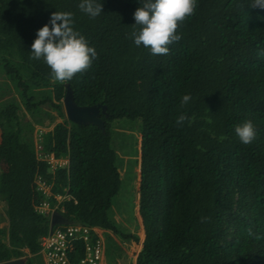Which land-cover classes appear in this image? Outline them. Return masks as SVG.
<instances>
[{
    "label": "trees",
    "instance_id": "16d2710c",
    "mask_svg": "<svg viewBox=\"0 0 264 264\" xmlns=\"http://www.w3.org/2000/svg\"><path fill=\"white\" fill-rule=\"evenodd\" d=\"M99 2L103 12L90 18L80 0H0V67L16 80L27 112L51 104L63 121L44 134L41 152L69 159L51 173L20 139L19 108L0 111V153L14 152L28 179L19 192L28 216L16 209L10 244L0 230V263L24 257V249L39 253L50 231L49 216L35 210L38 175L54 195L77 201L59 211L70 222L140 244L110 219L123 184L111 123L128 119L138 120L142 134L145 240L136 264H264V8L253 0H197L194 14L179 22L182 39L153 55L130 38L141 0ZM55 11L72 12L74 28L97 52L71 80L53 79L43 58L30 53L37 29ZM67 85L78 105L107 107L105 132L67 119ZM185 94L191 100L182 104ZM181 114L188 119L178 124ZM247 120L257 136L243 144L234 128Z\"/></svg>",
    "mask_w": 264,
    "mask_h": 264
},
{
    "label": "clouds",
    "instance_id": "9594fccd",
    "mask_svg": "<svg viewBox=\"0 0 264 264\" xmlns=\"http://www.w3.org/2000/svg\"><path fill=\"white\" fill-rule=\"evenodd\" d=\"M252 6L264 8V0H253ZM197 0H141V5L133 13L134 30L130 34L136 46L143 45L153 55L169 52L168 45L180 41L177 32L179 22L194 14ZM79 8L90 18L103 12L99 0H80ZM32 58L43 61L50 67L52 78L58 81L71 80L77 73L87 70L96 58L97 52L88 40L74 28L73 13L68 11L52 12L49 20L37 29L31 44ZM264 55V50L261 51ZM191 100L189 94L182 97L181 103ZM188 119L186 114L177 118L180 124ZM235 134L243 144L252 143L257 131L251 120L238 124Z\"/></svg>",
    "mask_w": 264,
    "mask_h": 264
},
{
    "label": "rangeland",
    "instance_id": "374dc122",
    "mask_svg": "<svg viewBox=\"0 0 264 264\" xmlns=\"http://www.w3.org/2000/svg\"><path fill=\"white\" fill-rule=\"evenodd\" d=\"M49 107L50 111H53L52 106L50 105ZM34 113L25 114L22 118L25 121L27 118L34 116ZM41 115V127L44 131H47L46 129L54 123V118H48L45 114ZM54 115L56 118L58 114L54 111ZM111 135L112 145L118 154V164L123 179L120 194L115 198V212L112 215V219L114 220L117 216L116 222H121L126 227H129L141 239L144 232L142 230L143 225L140 223L141 217L139 214L142 149L141 124L138 123V120H116L111 123ZM38 136L39 132H37L36 137ZM5 166L4 176L6 184L9 185V194H11L10 196L8 195V198L6 197L0 200V214H2L0 223L9 222V219L13 218L16 209L20 211L22 219L28 216V207L25 201L22 202L19 198L20 190H26L28 179L14 159L8 160ZM4 200L6 201L4 202ZM132 249V247L128 248L130 252H133ZM136 249V251H139L138 248Z\"/></svg>",
    "mask_w": 264,
    "mask_h": 264
},
{
    "label": "crops",
    "instance_id": "0c3cea01",
    "mask_svg": "<svg viewBox=\"0 0 264 264\" xmlns=\"http://www.w3.org/2000/svg\"><path fill=\"white\" fill-rule=\"evenodd\" d=\"M10 105H16L19 108V115H20L21 127H22V132L20 135L21 141L26 143L27 145H29L31 150L40 159L39 156L42 155V152H41V150L39 151L38 146L40 143H42V140L39 142V138L36 137L37 132H39V134H40L43 131V134H45L46 132L53 130L54 127L56 126V124L62 122V119L60 117H58V115L55 118L54 110L50 111V109H49L50 108L49 106L51 104H46V105L42 106L35 113L34 112H27L25 109V102H24V99L22 96L21 89L19 88L16 80L11 76L6 75L4 73L3 68L0 67V111L5 109L6 107H8ZM28 113H31V114L34 113L33 114L34 116H31V117L27 118V120L24 121L22 116H25V114H28ZM41 114H45L48 118H52V117L54 118V123L51 124L46 129L47 131H44L41 127L42 126V118L40 117V116H42ZM58 118L61 120L59 121ZM2 143H3V130H2V127L0 125V148L2 146ZM12 159H14L17 162V164L19 165V159L15 155L14 152L11 151L9 153H6L5 156H2L0 153V200L2 198H4V199L6 197L8 198V195L10 196V194H11V193L9 194V191H10L9 185L6 184V179L4 176V170L6 167L5 163H7L8 160H12ZM65 159H68V158H65ZM67 166H69V165H67ZM19 167H20V165H19ZM34 185H35V189H36L35 181H34ZM2 190L4 192H2ZM61 196H65V195H61ZM139 199H140V197H139ZM5 201L6 200H4V202ZM52 201H54V199ZM63 203L61 204L60 209L55 213H59L60 210L64 212V208H62ZM37 205L38 204L35 205V210H36ZM55 213H53V214H55ZM139 214H140V206H139ZM14 215H13V217H14ZM52 215L49 216L50 220H51ZM112 215H110V219L114 223H116L120 226H123L124 228L128 229L131 234L136 235L129 227H126L125 225H123V223L116 222V220H117L116 218H118L117 216L113 220ZM120 217H122V216H120ZM140 217H141V215H140ZM1 218H2V214H0V219ZM140 220L142 221V222L140 221V223L143 225L142 217ZM10 223H11V218L9 219V222H7V223H5V222L0 223V230L6 232V234H3L1 237L2 242L5 244H10L9 235H8ZM56 226H58V225H56ZM143 227H144V225H143ZM143 227H142V230H144ZM105 231H106V249H105L104 264H132V262H133V264H136L138 255L142 249V244L145 240V231L143 232V236L141 239L139 236L136 235L140 239L141 246H139V244L136 243L135 241L130 242V241L122 240L121 238L115 236L112 232L107 231V230H105ZM131 244H133V245H131ZM130 247L133 248L132 249L133 252H130L128 250V248H130ZM136 248H138L139 251H136L137 250ZM24 250L26 252V255L22 258H26V259L31 258L33 260L34 264H46L45 259H44L43 255L40 254V252L35 254L30 250H27V249H24ZM131 259H132V262H131Z\"/></svg>",
    "mask_w": 264,
    "mask_h": 264
},
{
    "label": "built area",
    "instance_id": "2783aa9c",
    "mask_svg": "<svg viewBox=\"0 0 264 264\" xmlns=\"http://www.w3.org/2000/svg\"><path fill=\"white\" fill-rule=\"evenodd\" d=\"M39 134V142L43 138ZM42 149L41 143L38 146ZM48 163L50 171L55 173L58 168L69 165L68 159H58L54 154L39 156ZM36 190L40 193L36 211L41 215L51 216L57 212L65 201H77L71 195H54L52 186L42 176L35 179ZM54 199V201H52ZM106 249V231L99 227L69 223L55 226L53 231L42 237L40 254L46 264H104Z\"/></svg>",
    "mask_w": 264,
    "mask_h": 264
},
{
    "label": "water",
    "instance_id": "95a60500",
    "mask_svg": "<svg viewBox=\"0 0 264 264\" xmlns=\"http://www.w3.org/2000/svg\"><path fill=\"white\" fill-rule=\"evenodd\" d=\"M67 92L63 100L65 113L67 119L71 123L77 125H95L102 129L103 132L106 131L105 122L101 118L102 112L107 113V107L101 105L93 106H80L75 101V95L70 85L66 86ZM70 221L59 213H55L51 217L50 232L53 231L56 225L69 224ZM0 264H26V258L15 259L7 262H2Z\"/></svg>",
    "mask_w": 264,
    "mask_h": 264
}]
</instances>
